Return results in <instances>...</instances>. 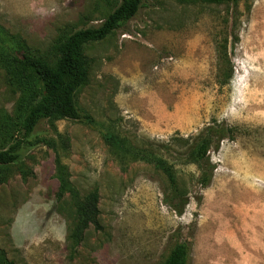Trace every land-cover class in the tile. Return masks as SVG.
Segmentation results:
<instances>
[{
	"label": "rangeland",
	"instance_id": "374dc122",
	"mask_svg": "<svg viewBox=\"0 0 264 264\" xmlns=\"http://www.w3.org/2000/svg\"><path fill=\"white\" fill-rule=\"evenodd\" d=\"M119 3L0 0V147L32 99L7 54L53 63L64 35L99 26ZM84 52L81 119L42 120L17 161L0 166L3 262L164 264L187 243V264H264V0H143L133 19ZM216 125L232 134L207 152L213 173L202 188L178 147ZM105 132L136 149L168 148L160 152L187 194L181 215L164 203L163 174L119 159ZM56 153L68 172L62 196ZM92 193L97 225L83 226L78 206Z\"/></svg>",
	"mask_w": 264,
	"mask_h": 264
},
{
	"label": "trees",
	"instance_id": "16d2710c",
	"mask_svg": "<svg viewBox=\"0 0 264 264\" xmlns=\"http://www.w3.org/2000/svg\"><path fill=\"white\" fill-rule=\"evenodd\" d=\"M180 4H237L242 0H175ZM143 0H120V3L108 13L99 26L88 27L73 31L64 35L56 46V57L53 63H48L39 57L9 52L6 56L9 66L12 67L13 75H16L24 85L32 99L25 106L24 112L17 125L9 135L10 144L0 147V166L12 164L17 161V151L42 121L54 122L57 120H79L81 113L76 102V93L83 87L88 78V60L85 56V46L89 43L99 42L106 39L114 31L120 28V24L133 19L138 13ZM232 134L230 128L224 126H208L192 141L181 139L183 142L178 148L182 153V163L194 164L200 170V184L206 188L212 179L213 168L209 164L207 152L217 148L220 142L229 138ZM105 142L119 156V159L129 158L131 161H141L152 165L159 170L168 182L169 191L164 196V203L178 215L183 213L187 204V194L180 188L176 174L175 164L167 160L164 154L168 152L166 146L160 149L143 146L136 149L130 146L126 140L105 132ZM47 144L56 149L49 141ZM6 146V147H5ZM7 148V149H5ZM165 153V152H164ZM56 178L59 182V194L62 196L69 190L68 172L66 165L62 163L61 156L56 153L55 157ZM97 194H89L79 204L78 214L80 224L83 226L92 223L97 225ZM190 247L187 243H180L174 247L164 264H187ZM0 264L3 262L0 255Z\"/></svg>",
	"mask_w": 264,
	"mask_h": 264
}]
</instances>
